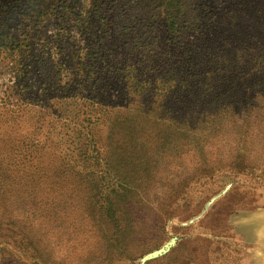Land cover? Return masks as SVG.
<instances>
[{
	"label": "rangeland",
	"instance_id": "rangeland-1",
	"mask_svg": "<svg viewBox=\"0 0 264 264\" xmlns=\"http://www.w3.org/2000/svg\"><path fill=\"white\" fill-rule=\"evenodd\" d=\"M13 1L0 0V108L25 111L20 127L0 122V264H264V125L246 126L241 107L224 142L188 147L147 117L215 113L202 101L228 82L264 117V0ZM93 34L110 44L97 58ZM111 56L138 69L129 96L83 77ZM168 79L156 108L150 83Z\"/></svg>",
	"mask_w": 264,
	"mask_h": 264
},
{
	"label": "trees",
	"instance_id": "trees-1",
	"mask_svg": "<svg viewBox=\"0 0 264 264\" xmlns=\"http://www.w3.org/2000/svg\"><path fill=\"white\" fill-rule=\"evenodd\" d=\"M28 1V4L25 2ZM35 0H14L11 6H13V10L17 11L18 9L20 10V6L22 5L23 7L21 8V11L24 12L26 6H29V10L31 11V7L34 6ZM99 0L95 1L94 8H100L99 6ZM25 3V4H23ZM262 4H260L257 7V14H264V9L261 10ZM11 14V13H10ZM221 15L217 14H212L209 16L210 20V28L215 31H220V27H224L222 25V20H225V18L220 17ZM173 18H170V20ZM171 29L172 27L174 28V22L171 20ZM95 37L94 43L92 45L88 46V51H92V54H95L93 58H97V52L102 53V49L105 47L107 48L109 43L103 44L104 42L102 41V37L96 38L98 34H93ZM8 42L11 43L10 40ZM200 45V44H199ZM204 47V46H203ZM201 47V50L202 48ZM206 51H208L206 49ZM202 53V52H201ZM203 54L199 55V58H201ZM96 62V63H95ZM132 62V61H129ZM87 65H85L84 68V75L83 77H86V81L92 82L91 84H98L103 81L109 82L111 81H118L122 84V86H125V95H131L132 90L128 86V84H133L135 81V75L134 73L137 72V67L136 65H132V67L135 68V71H126L121 68L120 62L116 59L113 58V56L104 59L103 62H98L96 59L88 60L86 62ZM102 64V65H100ZM180 64L182 65V68L184 70H187L188 72L191 71V69L195 68L194 61L191 57H185ZM97 65V66H96ZM72 69V67H69ZM98 69H101L100 72H97ZM114 71V72H112ZM140 71V70H139ZM126 75V76H125ZM192 76V74H190ZM125 76V79H124ZM149 78L151 79V76L148 75ZM17 77V76H16ZM127 78V79H126ZM192 78V77H191ZM17 81L20 82V76L17 77ZM126 80V81H124ZM23 81V80H22ZM194 80H183L179 85V91L180 94H184L188 97L191 96L192 90L196 88V86L193 84ZM167 83H169V79L167 82L160 81L159 83L156 84H151V87L155 86L152 90L153 95H159L160 99H157V105L156 108L163 109L165 107L166 99L163 98V94L166 93V86ZM68 84V83H67ZM177 85V86H179ZM177 86H171V88H176ZM236 84L228 82L226 87L219 92L218 96H208V98L203 99L202 103L206 102L208 106L213 105L215 107L214 111L215 113H205L202 110L196 114L193 117H155L151 116V114L148 113V124H151L149 126L151 127H161L163 128V135H169L170 139L172 142L174 140L178 141L177 139L181 140V137H185L187 140V143H185V146H192L196 144L199 140L202 141L203 144H208L209 142L211 143V137H216V141H222L224 142L225 139H222L219 137L220 132L226 131V130H234L236 129L237 123L235 120H240L241 115L238 113L241 110V107H243L242 110H245V120L243 119L242 121L245 123L246 126L252 127L254 129L258 128V125H264V117L260 116L259 113H255L254 109H256L258 99H256V93L252 92L250 93L251 98L246 99L245 98V92L241 91L239 87H235ZM128 88V89H127ZM128 91H127V90ZM205 98V97H204ZM211 104V105H210ZM25 108L26 105L24 104ZM16 107V105H15ZM17 109H9L8 107H1L0 109H4L5 111H0V117L3 119L0 122L2 124H12L16 127H20L21 125V120L23 119V112L25 109H23V105L19 104L17 105ZM97 108H102L103 103L101 101H98L97 103ZM95 107V111L91 109L93 112H97V108ZM264 110V108H262ZM213 111V112H214ZM249 111V113L247 112ZM98 113V112H97ZM195 117V118H194ZM96 118V117H95ZM168 120L167 122H165ZM96 122H98L96 120ZM93 121H91V124ZM90 124V125H91ZM121 122L118 124L121 127ZM92 126V125H91ZM238 130V129H237ZM24 144L26 146V141L22 140L19 142V146L24 147ZM151 163V162H150ZM4 169L0 166V176H4L3 174ZM205 175V173H203ZM7 176L1 178L0 177V199L3 198L6 193H8V187L6 183ZM4 224V223H3Z\"/></svg>",
	"mask_w": 264,
	"mask_h": 264
},
{
	"label": "water",
	"instance_id": "water-1",
	"mask_svg": "<svg viewBox=\"0 0 264 264\" xmlns=\"http://www.w3.org/2000/svg\"><path fill=\"white\" fill-rule=\"evenodd\" d=\"M173 243L174 242H171L169 244H167L163 249H161L160 251L158 252H155L151 255H149L148 257L145 258V260H151L153 258H156V257H159V256H162L164 255L165 253H167V251H169V249L173 246Z\"/></svg>",
	"mask_w": 264,
	"mask_h": 264
}]
</instances>
